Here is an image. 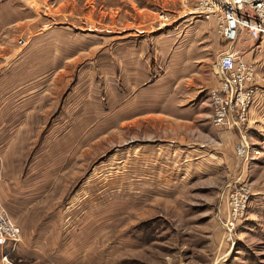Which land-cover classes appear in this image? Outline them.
<instances>
[{"label": "rangeland", "instance_id": "obj_1", "mask_svg": "<svg viewBox=\"0 0 264 264\" xmlns=\"http://www.w3.org/2000/svg\"><path fill=\"white\" fill-rule=\"evenodd\" d=\"M197 1L0 0V37L8 35L11 48L25 50L31 65L35 38L43 34V64L49 67L43 74L42 120L28 123L27 151L20 153L16 175L22 183L4 194L0 186V200L22 229L17 244L0 247V264L4 253L10 264H264V170L246 172L247 178L235 157L231 161L226 139L240 132L212 125L208 90L216 85L214 65L229 46L211 21L191 14ZM60 2L64 12L75 6L69 17L61 14L60 29L67 30L73 16L79 29L51 46L56 26L50 17ZM10 3L33 20L38 13L44 17L26 31L22 25H2L9 20L4 4ZM161 12L171 17L163 27L157 21ZM98 33L107 37L103 48ZM126 39L146 46L135 58L145 60L156 76L185 65L181 79L194 77L208 99L214 134L192 141V147H202L198 159L190 153L184 161L181 138L165 131L162 122L175 121L157 120V110L149 122L116 129L114 48ZM260 40L244 34L235 44L255 67L264 63V45L255 52ZM176 46L185 49V60L172 59ZM51 58L58 63L50 65ZM260 78L257 72V84ZM236 181L249 183L252 195L227 237L226 188Z\"/></svg>", "mask_w": 264, "mask_h": 264}, {"label": "crops", "instance_id": "obj_2", "mask_svg": "<svg viewBox=\"0 0 264 264\" xmlns=\"http://www.w3.org/2000/svg\"><path fill=\"white\" fill-rule=\"evenodd\" d=\"M74 3L73 7L67 9L66 12L59 9L61 2L55 6L54 10H57V13L52 18L50 17V22L56 26V29L51 33V46H53V43L59 45L60 39L64 37L69 40L71 31L73 33L74 31L78 32L77 24L79 22L73 15L71 19L68 18L67 30L63 31L60 29V26L64 23L60 18L61 14H66L69 17L74 13ZM4 5V12L7 14L5 17L9 20L2 25L8 24V26L16 27L22 25V28L26 31L31 23L35 24L38 22L36 21L37 18L42 19L44 17V15L38 13L35 17L36 19L33 20L32 17L28 16L29 12L18 5H13L12 3ZM93 7L90 6L87 13L83 14L86 15V18L90 16L89 14ZM101 7L99 6V11H101ZM131 7H133L132 4ZM119 8L116 7L115 9L119 10ZM183 22L179 23L178 26H184ZM208 26L210 27L209 23ZM36 27L37 25L35 24L34 28L36 29ZM102 29L100 28L99 32ZM101 34L98 33V40L100 41L98 47L103 48L106 46L107 37L105 35L103 37ZM5 36L8 35L0 37V171H3V176L2 173L0 175V186L3 194L11 188V185H16L15 187L17 188L22 183L20 176L16 175L17 168L22 165V155L20 153L27 151L26 145L24 149V143L25 139L27 140L30 137V130L32 131V129H29L28 123L32 122V120H36V122L42 120L41 105L44 100L42 91L44 87L43 74L49 68L48 65L43 64L44 60H46V52L42 48L43 38L45 37L43 34L35 38V64L31 65L26 63L28 53L25 50L18 52L17 48H11V40H5ZM153 36L158 35L155 34ZM117 38L119 37L115 35L114 39L117 40ZM263 45L264 37L261 38L255 52L261 49ZM142 47L146 48V46L136 45L133 41L126 39L125 42L117 43L114 48L116 129L134 126L140 120L149 122L150 114L157 110L155 111L157 120L165 117L175 121L166 122L162 120L165 131L170 132L173 137L181 138L179 144L184 147V151H182L185 154L184 161H187L190 153H193L194 158L200 157L198 154L202 152V147H192L194 145L192 141L194 138L202 139L203 135L207 133H210L211 137L214 134L209 119L211 109L208 99L206 100L202 96L203 92L199 90V85L194 77L185 82L181 79L180 75L186 69L185 65L172 66V69L174 68L175 70L167 67L168 71L164 70L157 76L152 74L153 69H148L145 60L141 62L135 58L136 52L140 54L143 50ZM86 50L90 51L91 47L89 46ZM184 50H178L177 46L174 47L171 52L172 59L184 58L185 60L186 53L183 52ZM246 56L244 55V59L247 62H251L246 59ZM260 56V54H257L256 62H258ZM48 62L53 66V64L58 63V59L51 58ZM251 63L254 64V62ZM201 68L204 69V67ZM256 69H258L257 72L261 78L256 84L255 99L249 110L248 125L243 133L249 146L246 159L240 157L238 159V156L236 158L232 149L233 145L238 143L240 134L236 132L239 136L236 134L226 136L231 148L229 157H231L232 162L235 157L237 163L242 165L245 174L246 172L249 174L252 170H258V172L264 170V63L256 66ZM171 73L174 75H171ZM212 84L213 82L210 80V85ZM51 85H56V83L53 81ZM16 121H21L23 124L21 123L16 127L14 125ZM36 133L37 131L34 130V135ZM197 151L199 152L197 153ZM247 174L245 175L246 177ZM3 206L6 210L4 203ZM7 213L9 214L8 211ZM10 217L14 219L11 215Z\"/></svg>", "mask_w": 264, "mask_h": 264}, {"label": "built area", "instance_id": "obj_3", "mask_svg": "<svg viewBox=\"0 0 264 264\" xmlns=\"http://www.w3.org/2000/svg\"><path fill=\"white\" fill-rule=\"evenodd\" d=\"M191 14L211 21L218 38L228 44L213 69L216 85L208 90L212 107L211 122L215 128L237 130L241 139L235 147L240 158L248 157V142L243 134L248 125L249 110L257 91V72L237 50V42L245 34L251 39L264 37V0H198ZM159 27L171 23L165 13L158 16ZM23 44L22 41L19 42ZM227 215L224 226L227 237H232L236 224L245 216L252 189L247 182H238L226 188ZM21 240V229L9 216L0 200V247L9 248ZM4 264H10L6 253Z\"/></svg>", "mask_w": 264, "mask_h": 264}]
</instances>
